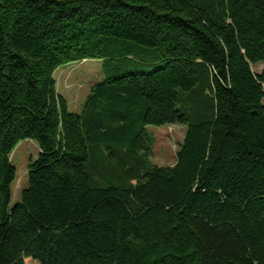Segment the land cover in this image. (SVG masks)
<instances>
[{"label": "trees", "instance_id": "1", "mask_svg": "<svg viewBox=\"0 0 264 264\" xmlns=\"http://www.w3.org/2000/svg\"><path fill=\"white\" fill-rule=\"evenodd\" d=\"M86 59L104 79L74 113L54 72ZM257 64L264 0H0V264H264ZM172 124L157 165L147 126Z\"/></svg>", "mask_w": 264, "mask_h": 264}, {"label": "rangeland", "instance_id": "2", "mask_svg": "<svg viewBox=\"0 0 264 264\" xmlns=\"http://www.w3.org/2000/svg\"><path fill=\"white\" fill-rule=\"evenodd\" d=\"M264 64L253 66V70L261 72ZM152 67L145 69L151 70ZM56 90L67 103L71 112H80L85 98L92 85L104 79L102 61L99 59H86L62 65L54 72ZM264 87V84H263ZM148 132L153 135L151 160L157 165H172L174 155L184 137V127L177 124L165 126H147ZM38 146L31 139L20 141L10 155V161L15 167L16 180L12 185L9 206H13L19 199L22 187L28 181L27 166L30 161L37 158Z\"/></svg>", "mask_w": 264, "mask_h": 264}]
</instances>
